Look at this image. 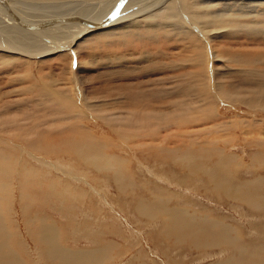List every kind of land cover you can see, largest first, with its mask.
I'll return each mask as SVG.
<instances>
[{
  "label": "bare ground",
  "instance_id": "1",
  "mask_svg": "<svg viewBox=\"0 0 264 264\" xmlns=\"http://www.w3.org/2000/svg\"><path fill=\"white\" fill-rule=\"evenodd\" d=\"M227 15L233 20L225 21ZM119 26L138 29L130 40H140L144 53L150 44L165 42L173 33L188 42L179 47L188 60L152 65L148 71L158 69L164 74L129 93L140 108L92 104L74 67L68 81L63 80L70 83L65 87L46 66L36 65L56 52H65L64 57L73 56L80 64L75 46L83 35ZM207 26L216 31L206 30ZM160 27L168 31L160 33ZM240 35L254 41L259 37L264 43V0H0V91L10 87L21 95L11 103L0 95V264H149L144 255H153V250L139 251L130 260L120 258L125 249L113 253L127 247L133 237L127 232L128 218L116 212L118 208L101 191L103 186L117 190L118 197H112L116 204L122 201L150 223L155 221L153 232L148 233L151 246L155 253L161 243L168 246V264H184L172 258L184 247L200 253L218 249L221 258L211 264H264V169H258L264 167V148L252 153L256 160L252 167L261 171L252 172L245 165L253 175L243 178L238 174L242 158L219 146L213 131L206 137L209 127L189 130L219 121L216 106L224 100L264 112V64L258 62L264 50L228 53L226 61L236 63L255 87L244 96L242 91L222 88L223 72L217 64L222 56L212 39ZM162 57L155 47L151 58ZM29 106L33 112L28 115L25 107ZM254 120L239 119L234 124L252 127ZM87 121L93 125L101 121L107 128L96 130ZM220 122L215 123L217 132L225 131L221 127L228 124ZM155 167L189 180L180 175L174 180L162 170L153 172ZM134 169H152V176ZM87 176L97 180L99 189L84 182ZM172 183L205 188L216 201L234 202L231 205L241 215L247 214L242 211L247 207L248 220L249 216L255 219L247 235L256 239L245 238L239 223H228L215 211L172 204L180 199L165 187ZM140 189L143 195L135 194ZM97 201L102 203L99 208Z\"/></svg>",
  "mask_w": 264,
  "mask_h": 264
},
{
  "label": "rangeland",
  "instance_id": "2",
  "mask_svg": "<svg viewBox=\"0 0 264 264\" xmlns=\"http://www.w3.org/2000/svg\"><path fill=\"white\" fill-rule=\"evenodd\" d=\"M204 5H206V4H204ZM217 9L218 8H214V10H217ZM225 17H226L225 21L233 20V17H231L229 15H227ZM204 25H206V24H204ZM207 27L208 28L205 27L206 30H209L211 32L216 31V29L213 27H209V26H207ZM223 29H227V27H224ZM137 30H138L137 28H133V29H131V28L126 29L125 28L124 29V28H120V26H119L118 29H116V27H115V28H110L109 30H106V31L94 32L93 34H90V35L89 34L83 35L82 38L79 39V41L77 42V44L75 46V48L77 49L78 55H79V59L82 60L81 61L82 63H80V64H78L77 59L76 60L73 59V56L69 55L67 57H64L65 52H56L53 54H48L46 56H43V58L39 59L40 61L36 62V65L40 62L41 64H43L44 67L46 66L45 69H47L46 71L51 75V77H54L60 85L63 84L65 87H69L70 83L69 84L64 83V81H68L67 78L69 79L71 77L68 72L70 70L72 71V67H74L73 73L75 71L78 74V76L80 75L81 78L83 79L84 85H83L82 91L87 97H89V99L92 100V102H93L92 104H96V105L101 104L102 106H104L107 109L108 108L109 109H129L130 107L131 108H140L141 103H139V102L137 103V101H135L133 99L134 95L131 96L129 93H131V91H133L136 88H143L144 89V87H148L145 84L146 82L148 83V81H150L151 79H154V78H160L162 76L161 74H164V71H161L158 69L153 73L148 71L150 69H153V68H151L152 65L153 66L155 65L154 66V68H155L157 65H161L164 62L169 63V62H173V60L182 62L184 60H188L187 53L185 51H183L184 48H182V51L179 49V47L188 46V42L186 43V41L184 39H177L176 35L173 33L172 37L169 36V38L167 40H165V42L159 41L158 43L150 44V46L147 47V49L145 50L146 52L144 53V50H142L143 47L141 48V46H143V43L140 40H135V39L130 40V39H133L132 36H137V35H134V33L137 32ZM158 30L161 31L160 33H164L166 31H168V29H164L162 27H160ZM125 33H127L128 35ZM109 35H110V37H109ZM245 36L240 35V36H235L233 38L232 37L217 36V37H213L212 43H211L212 45H214V48L216 50H218L219 55L222 56V59H220V61L217 62V64L221 67V70L223 72L222 76H220V80L224 83L222 85L223 90L224 91H227V90L239 91V92L242 91L241 92L242 96H244V94H247L246 93L247 89H252L253 87H255V85L249 84L247 82L248 79H246V76H244L243 74H241L239 72V70H238L239 68H237L236 63H234L230 60L226 61L227 57H229L228 53L231 54L232 51L238 52V54H241L242 52L251 53V51H254L253 53H262L260 51L264 50V43H260L259 37H258L257 41H254V38H249L248 36H246V37ZM158 45H160L162 47H158ZM155 47H157L159 49L160 53L163 54L164 59L162 57V59L158 61V59L153 60V58H151L152 50ZM138 53H139V55H138ZM146 54H148V55L146 56ZM242 55L247 56L248 54H246V55L242 54ZM148 56H150V57H148ZM153 56H155V55H153ZM256 56L259 57L260 55H256ZM146 57H148L149 60H145V59H147ZM36 60H38V59H36ZM258 60H259V58H258ZM256 62H257V59H256ZM258 62L261 65L264 64V55L260 58V60ZM186 63H187V61H186ZM180 66H183V64H181ZM165 73H166V71H165ZM3 80L6 81L8 79H6V77H5V79H3ZM252 85H254V86H252ZM126 90H128V91H126ZM124 92H127V93H125L127 95H125ZM1 94L4 95V97L2 96L3 97L2 101H4V102L6 101L7 103L13 102L19 96L21 97L19 92H16L14 90L11 91L10 87L2 89L0 91V95ZM25 98H27V96H25ZM138 101H140V100L138 99ZM164 101L167 102L169 100L167 99ZM228 101H230V102H228ZM126 105H128V107ZM21 106H22V103H21ZM25 106H27V105H25ZM216 107H218V110L216 109L217 114H219V115L221 114L220 116L218 115L219 121H217V122L211 121L209 123L207 122V123H203L201 125H194L193 127L190 126L189 130H192V129L197 130V129H201V128L209 129L210 128L209 131L207 132V134H204V133L203 134L206 135V137H207V135L208 136L210 134L212 135V133L214 132L215 133L214 136H216V135L217 136H216V138H214V136H212V137L215 140L220 139L217 142V144L219 146H224L228 153L233 152L235 154H238L240 156V158H242V161L244 163L243 168L241 167L240 170H238L239 171L238 174L240 175L242 173L240 175L241 177L250 178L253 175V174H251L253 171L260 172L261 170L259 171L258 169H264V167L263 168L259 167L258 169L255 168L256 166L252 167L253 164L256 163V160H254L255 158L253 157V154L255 152L259 151L260 149L264 148V143H263V145H261L259 143L261 141L264 142V134H261L260 132H258V129L261 131V129H260L261 127L264 130V112H263V110H260V109L259 110L258 109L253 110V109L247 107L245 104L242 105L241 103H239L235 100H231V99L222 101V103ZM230 107H231V109H230ZM25 108H26L28 115L30 112H33L32 106L25 107ZM8 115H9V113H8ZM242 118L245 120L247 119V121L248 120L253 121V119H255L254 121H256V123H254L253 126H255L256 129L254 130L253 126L248 127L247 124L246 125L243 124L241 126L239 125V127L235 126L234 122H236L239 119L243 120ZM250 118H252V119H250ZM220 119H221V121H225L228 124L227 125L225 124L226 126L221 127L225 131L217 132V131H219V129H218L217 125H215V123H222V122H220ZM87 122H88V124H90V125H88L89 127L95 128L96 130H99V131H104L105 129H103V128H107V126L104 123H102L101 121H99L98 124L96 122H94L95 126L93 124H91L92 121L91 122L87 121ZM26 125H28V124L26 123ZM257 126H258V128H257ZM250 129H253L254 131H252ZM208 133H210V134H208ZM218 135H221V136H218ZM228 138H230V139H228ZM135 143L138 144L137 142L134 141V144ZM225 143H226V146H225ZM252 143H253V145H252ZM130 145H132V143ZM136 155H137L138 159H141L140 155H138V154H136ZM262 163H263L262 166H264V162H262ZM149 164L150 163H148V165ZM152 164H154V163L152 162L149 166L153 167L154 165H152ZM245 165H247V170L252 171L251 173L245 171L246 170ZM250 165H251V167H249ZM133 167L138 168L136 164H134ZM166 167H168V166L166 165L165 168ZM248 168H250V169H248ZM149 170L151 171L152 169H134V171H136L140 175L144 174V175H148L151 177L152 174L149 173ZM140 171H142V172L140 173ZM152 171L156 172V173L158 171H161L163 173L164 169H156V167H155V169H153ZM75 172L76 171H74L73 173H75ZM169 172L170 171L166 170V172L164 171V174H167V176H169V177L171 176L173 179L175 178L177 180L180 176H182V177H180V179H182L183 181H184V179L189 180L188 177H186L185 175H181V173L177 175V174H174L173 171H171V173H169ZM263 173H264V171H263ZM89 174L90 175L92 174L91 176H93L92 172H89ZM172 174H173V176H172ZM91 176H87L88 177L87 180L84 178L83 179L84 182H86L89 186H90V184L95 185V187L97 186V188L99 189V186H98L99 184H98L97 180L93 179ZM139 178H141V177H139ZM164 178H166V176ZM182 180H181V182H182ZM201 184H203L202 181L200 182V186H202ZM84 187H86V186H84ZM103 187L100 188L101 191H104L103 192L104 194L107 193L106 195H107L109 201L111 203L115 204L116 209L118 208L116 212H119L120 215H122V217L124 219L128 218V220H127L128 223H126V228L128 230L127 232H129L132 235L130 238L133 237L128 242L129 245L127 247L126 246L121 247V248L119 247L116 251L114 250L113 253L119 252L120 249L121 250L125 249L123 251V253H121L120 258L130 260L133 257V255L137 254L139 251H141L143 254H147L146 250L148 249L147 251H149V252L151 250H153V251H151L153 253V255H150V254L144 255L145 260L149 264H164V263L168 264L167 263L168 259L166 258L167 253L170 251L168 249V246L165 243H163V244L161 243L160 248L156 251V253H155L154 248L152 247L153 243L150 239L152 236L149 235L148 233L153 232V230H154V228H153L154 225L151 224L153 221L150 223L145 216L137 214L136 212L135 213L132 212L129 209V206L127 207L126 204L122 201H120L119 204H116L115 200H113L112 197L115 196V199H116V197H118L117 190L111 186H110V188L106 187V186L104 188ZM165 187L167 188L168 191H172V192L175 191L177 194L180 195V199L178 201H176L177 198H175V200H173L174 202H172V204H176V203L181 204V205L183 204L185 206H190L192 209H195V210H202V208H206L208 210H211L212 213L215 211L214 215H216V214L222 215V218H224L225 221L229 220V222L227 221L228 223H233L235 225H237V223H239V225H237V226H239V228L242 227L240 229L243 232L244 237L247 239L248 238L251 239L252 235L249 236L247 234H249V230L251 229V225L255 219H253L251 216H249V220H248L247 216H248V213H250V210L247 207H245V209L247 208V211H249V212H247L243 208L242 211L247 213V214L241 215L240 214L241 210L239 208L237 210L236 208H234L231 205L234 202L228 201V200L226 202L225 201H223V202L216 201V199L212 198V195L206 193L205 188H202V187L195 188L194 184L193 185H191V184L187 185L184 183L183 184L172 183V184L165 185ZM86 188H89V187H86ZM102 188H103V190H102ZM108 189H109V191H108ZM112 193H114V195ZM136 193H137V195H143L142 189L138 190L137 192L135 191V194ZM109 195H111V196H109ZM98 202L99 201L95 202L96 208H99V206L102 205L101 201H100V203H98ZM186 202H187V204H186ZM122 203H124V204H122ZM192 204H194V206ZM84 205H86V204H84ZM120 206H123V209L125 208L124 209L125 211L123 210L124 212L122 210H120L122 208ZM92 207L94 208V206H92ZM210 207H212V208H210ZM225 216L228 219H226ZM256 221L259 222V220H256ZM93 222L94 221L92 220V223ZM235 222H237V223H235ZM123 227L125 228V226H123ZM137 229L141 231L140 232L141 236L139 234V231L136 232ZM255 236L256 235L252 236V238L253 237L255 238ZM258 237H257V239H258ZM117 239L120 240V238H117ZM135 239H139L140 242L138 241L139 243H135V241H137ZM141 240H142V242H141ZM120 241L123 242L122 239ZM86 244H87L86 242L81 243L82 246H84ZM124 244H125V241H124ZM146 245L148 247H146ZM143 249H144V251H143ZM181 249H183L184 251L181 250L180 252H178L180 254V256H178V253H177V255L174 254L175 257L173 255L172 258H174V259L177 258L178 262H182L184 264H190V263L191 264L192 263L193 264H211V262L212 263L216 262L218 259L221 258V256L218 255V253H217V252H219L218 249H215L212 251H211V249H208L204 252L201 251L202 253H200V251H192L191 249L189 250L186 247L181 248ZM175 250H177V249H175ZM123 254H124V256H123ZM184 254L185 255L187 254V255L184 256ZM201 257L203 260L201 259ZM192 260H195V261L190 262Z\"/></svg>",
  "mask_w": 264,
  "mask_h": 264
}]
</instances>
